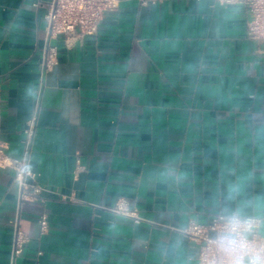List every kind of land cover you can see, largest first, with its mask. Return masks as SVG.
Instances as JSON below:
<instances>
[{"label": "crops", "instance_id": "obj_1", "mask_svg": "<svg viewBox=\"0 0 264 264\" xmlns=\"http://www.w3.org/2000/svg\"><path fill=\"white\" fill-rule=\"evenodd\" d=\"M51 2L0 0V137L22 156L41 94L43 187L21 201L0 169V264H198L183 231L218 214L257 217L264 236V50L248 8L122 0L96 35L49 40ZM120 199L141 223L109 210Z\"/></svg>", "mask_w": 264, "mask_h": 264}, {"label": "built area", "instance_id": "obj_2", "mask_svg": "<svg viewBox=\"0 0 264 264\" xmlns=\"http://www.w3.org/2000/svg\"><path fill=\"white\" fill-rule=\"evenodd\" d=\"M122 0H52L46 15L49 40L59 36H70L78 33L80 37L94 36L98 33L100 23L106 12L117 10ZM222 5H241L248 8L247 37L264 50V0H213ZM58 64L57 47L49 42L41 73L44 75ZM40 96L31 117L27 120L24 131L23 154L13 158L0 137V169H11L15 174L20 200H35L43 191L38 183L37 174L32 167V150L39 119ZM1 135V127H0ZM78 163L80 161L78 160ZM111 212L131 216L135 223L141 219L129 209V202L120 199ZM232 217L236 225V237L239 243L230 251L222 247L221 237L226 232L225 221ZM43 229L47 228V218L40 219ZM260 220L254 216L242 217L238 214H218L207 224L191 223L183 232L199 244L200 249L195 257L198 264H231L233 259L254 257L259 255L264 261V236L258 232ZM25 238L18 233L14 240V257L23 251Z\"/></svg>", "mask_w": 264, "mask_h": 264}, {"label": "clouds", "instance_id": "obj_3", "mask_svg": "<svg viewBox=\"0 0 264 264\" xmlns=\"http://www.w3.org/2000/svg\"><path fill=\"white\" fill-rule=\"evenodd\" d=\"M225 226L227 230L221 237V242L223 249L225 251H230L235 244L239 243L235 234L237 231L236 225L232 217L226 218ZM231 264H264V261H262L259 255H257L254 257L233 259Z\"/></svg>", "mask_w": 264, "mask_h": 264}]
</instances>
